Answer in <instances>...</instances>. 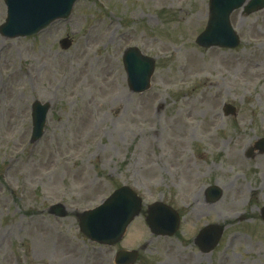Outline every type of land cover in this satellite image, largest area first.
Masks as SVG:
<instances>
[{
    "label": "rangeland",
    "instance_id": "obj_1",
    "mask_svg": "<svg viewBox=\"0 0 264 264\" xmlns=\"http://www.w3.org/2000/svg\"><path fill=\"white\" fill-rule=\"evenodd\" d=\"M207 4L79 0L30 37L0 35V264H115L120 250L137 251L135 264H264V154L245 156L264 138V10L231 13L237 49L200 48ZM132 46L154 60L141 94L122 64ZM35 101L49 107L34 143ZM213 184L222 196L209 203ZM122 185L140 214L118 244L89 241L78 215ZM157 202L179 213L172 237L145 224ZM55 204L64 217L49 214ZM208 225L222 229L205 253L193 241Z\"/></svg>",
    "mask_w": 264,
    "mask_h": 264
},
{
    "label": "water",
    "instance_id": "obj_2",
    "mask_svg": "<svg viewBox=\"0 0 264 264\" xmlns=\"http://www.w3.org/2000/svg\"><path fill=\"white\" fill-rule=\"evenodd\" d=\"M76 0H4L7 7V17L0 26V34L5 37L31 36L41 30L51 21L66 18ZM209 0L208 22L206 29L196 38V43L202 47L218 46L234 49L239 44V38L229 24L230 13L243 6L244 13L264 9V0ZM62 48H68L69 40H62ZM128 85L135 92L148 88L153 72L154 62L143 56L134 48L128 49L123 56ZM48 104L35 102L32 106V140L39 138ZM225 114H234V108L226 105ZM256 149L264 153V138L259 139L246 152L249 158ZM208 202H215L221 197V190L216 186L206 189ZM140 199L127 187L115 190L106 200L92 210L79 215V230L93 242L104 245H114L120 241L127 226L140 211ZM55 216H65L62 205L52 206L50 211ZM171 212V210H170ZM160 205L149 207L146 222L152 233L156 235H172L178 227L177 214ZM264 220V207L261 209ZM221 234V227L210 225L203 228L195 239L200 251L208 252L216 244ZM136 252L121 251L116 256L118 264H131L136 259Z\"/></svg>",
    "mask_w": 264,
    "mask_h": 264
},
{
    "label": "bare ground",
    "instance_id": "obj_3",
    "mask_svg": "<svg viewBox=\"0 0 264 264\" xmlns=\"http://www.w3.org/2000/svg\"><path fill=\"white\" fill-rule=\"evenodd\" d=\"M122 94V93H121ZM227 104L225 103V104H223V106H222V111L224 112V109H225V106H226ZM208 110L209 111H211V106L210 107H208ZM179 132V131H178Z\"/></svg>",
    "mask_w": 264,
    "mask_h": 264
}]
</instances>
